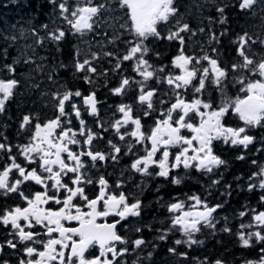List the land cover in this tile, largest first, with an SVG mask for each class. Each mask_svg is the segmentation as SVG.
<instances>
[{"label":"snow or ice","instance_id":"obj_1","mask_svg":"<svg viewBox=\"0 0 264 264\" xmlns=\"http://www.w3.org/2000/svg\"><path fill=\"white\" fill-rule=\"evenodd\" d=\"M48 2L53 7V16L61 23L50 31L48 24L42 25L47 33L46 36H40L36 29H32V35L36 37L37 45L43 46L45 40H48L57 45L58 51L60 42L69 32L83 36L95 31L100 15L108 7L107 4H97L95 0H48ZM260 2L262 0H237L239 10L242 12L252 10ZM117 3L121 9L126 10L128 20L126 30L132 36V39L125 42L127 52L123 55L92 52L90 58L81 60L80 50L76 49L71 65L74 74L86 73L83 79L85 83L91 85L94 75H107V71L98 73L97 68L93 66V62L99 60L101 55L116 59L113 71H119L125 61H134L133 72L140 79L123 76L119 86L110 89V92L112 95H123L132 84H136L139 90L137 103L144 109V117H150L157 111L154 98L159 96V90L151 87L150 81L155 80L158 84L166 83L171 95L169 100L158 101L160 105L168 106L160 108L158 118L149 133L143 131L141 118L134 116L130 104L117 106L116 111L120 114V118L112 121L108 128H105L104 122L99 119L96 127L100 133L111 129L120 141L131 138L135 144H144L145 141L150 143V146L145 148L146 154L132 161L130 169L134 172L149 176L152 175L149 172L150 167L155 166L159 169L155 175L165 179L173 169L180 167L185 170L195 169L202 174H217L222 166H227L228 161L215 153L214 141H220L227 146H243L247 149L255 140L248 131L251 128L264 127V55L257 58V54L252 51L254 45L264 47V39L248 31L237 35L232 43L236 45V55L239 59L230 67H222L219 58H214L206 51L199 56L186 54L183 34H196L188 23L176 19L166 35H162L158 30L161 24H168L171 19L180 15L175 0H117ZM216 11L219 14L218 22L225 24L227 22V17L224 15L225 6H218ZM213 22L215 21L209 18V23ZM63 25L68 26L67 32ZM199 31L204 32L205 29L200 28ZM225 35H227L226 30L220 32L219 36L215 32H210L208 43H219L220 37ZM149 38L179 43L178 54L171 61V67L178 69V73L167 71L168 65L155 67L149 62L146 57L151 49L145 43ZM4 39L14 43L17 37L6 36ZM116 39L119 37L108 40V43H115ZM101 48H103L102 44ZM216 52L217 49L213 48L212 53ZM155 55L158 57L160 54L157 52ZM18 62L4 65V70L14 74V64ZM24 62L33 63L31 57ZM37 67L43 70V65ZM67 67L68 65L61 62L53 66V73L56 68ZM53 73L49 74L48 79L57 84L58 82L53 79ZM230 73L235 74L232 83L238 84L240 92L243 93L242 96L238 95L234 99L225 93V85ZM254 76H258L259 79H252ZM197 81L198 84L195 83ZM208 83L222 94L223 99L219 107L214 108L210 99L202 98ZM18 85L19 81L16 79H0V114L5 112L6 104L13 97L14 89ZM189 88L192 89L194 97L191 100L185 99L183 95ZM45 95H50L54 108L53 118L41 123L37 116L25 114L20 122L21 130L32 126L35 122L34 131L28 142L12 145L7 143V137H3L4 142H0V165H2L0 196L8 197L15 194L24 202V206L16 205L0 211V225L5 228L10 226L11 231L8 235L12 237L0 243V254L5 248L17 250L20 244L25 245L24 252L28 259H20L19 264H119L118 258L128 254L129 249L127 247L117 249L116 245L118 243L126 245L129 241L118 234L117 225L129 216L139 217L143 204L139 199L129 203L128 197L123 192L119 195L109 192L108 181L103 176L93 180L88 175L89 166L85 163V157L91 162V167L95 168L97 162L108 159L117 161L121 153V147L112 140H108L110 148L108 153L93 150L94 141L103 137L88 127L83 119L82 110L89 116L98 118V105L101 101L97 99L95 90L84 95L81 90H73L64 84H59L55 91ZM77 100L80 102L77 103ZM229 110L243 121L244 126L231 127L223 122ZM194 116L199 117V123L192 122ZM73 119L78 121L79 129H73ZM129 125H134L130 132L127 131ZM183 129L189 130L192 135H182ZM74 147L78 151H74ZM133 147L134 145H128L129 154L132 153ZM14 148L16 155H13ZM172 148L178 149L174 156L170 152ZM157 153H161L158 160L155 159ZM4 156L7 157L6 160ZM18 158H22L24 163L18 162ZM236 159L244 160L245 156L241 154ZM252 163L255 164L256 161ZM31 165L36 167H30ZM69 174H71L70 184L65 183ZM12 175L16 176L14 180L10 179ZM222 179L221 173L219 178L210 180L209 195L211 189L219 186ZM257 179L258 183L254 182ZM171 182L179 185L182 180L173 177ZM29 183H34L41 190L25 194L22 186ZM94 183L99 185L100 191L94 199H89L85 186ZM121 186L122 182L116 184L117 188ZM257 187L264 189V167L249 177L248 190L253 191ZM230 189L231 185H226L222 195L230 196ZM77 199L84 202L83 206L74 203ZM50 203L60 207L49 208L47 205ZM260 203L264 204V195L260 197ZM101 204L103 210L99 207ZM166 207L170 214V226L160 231L159 240H166L170 232L177 230L186 239H177L174 244L191 247L203 243L194 238L203 227L215 230L218 222L214 213L222 208L223 204L209 205L207 199L192 195L186 200L175 198V202L167 204ZM110 215L119 217V220L113 223L97 222L98 218ZM237 215L240 218L251 215L250 223L239 225L237 235L242 246L251 247L253 240L257 244L264 243V210L245 206ZM68 221H75L78 226L66 227L65 222ZM36 226L43 228L47 240L38 239L41 233L31 230ZM222 230L232 231L227 226ZM135 231L140 232L141 228L137 227ZM37 243L43 250L26 246ZM131 243L135 250L144 246L147 241L137 238ZM93 245L99 246L100 254L88 259L85 253ZM168 251L177 254L175 248H169ZM259 251L260 259L246 261V264H264V248H260ZM109 254L111 259L108 258ZM148 255L151 256V253ZM179 255L186 257L187 253H179ZM34 256L38 258L32 259ZM0 264H10V262L0 256ZM199 264H208L207 258ZM215 264H222V261L216 260Z\"/></svg>","mask_w":264,"mask_h":264},{"label":"trees","instance_id":"obj_2","mask_svg":"<svg viewBox=\"0 0 264 264\" xmlns=\"http://www.w3.org/2000/svg\"><path fill=\"white\" fill-rule=\"evenodd\" d=\"M95 2L108 6L100 15L95 31L83 36L69 32L60 42L58 51L57 45L48 40H45L43 46L37 45L36 37L32 35V29H36L40 36H46L47 33L42 25L48 24L50 31L61 23L53 16V7L48 0H0V79L19 81V85L14 89L13 97L6 104L5 112L0 114V142H4L3 137H7V143L12 145L24 144L27 141L35 122L32 126L21 130L20 122L25 114L37 116L41 123L53 118V104L50 95L45 94L55 91L59 84H64L73 90L79 89L84 95L95 90L97 99L101 101L100 116L103 115L104 120L108 121L106 128L114 121L112 119L120 104H130L135 113L142 114L137 104L131 102L132 96L139 95L136 84H132L123 95H112L110 92V89L119 86L123 76L140 79L133 72L134 61H125L119 71H113L116 59L101 55L99 60L93 62V66L97 68L98 73L107 71V75H94L91 85L85 83L83 79L86 73L74 74V69L71 67L76 49L80 50L81 60L90 58L92 52H112L116 55H123L127 52L125 42L132 39L126 30L128 27L126 10L119 7L117 0H95ZM175 6L179 9L180 15L171 19L168 24H161L158 30L162 35H166L176 19H181L182 23H188L196 33L195 35L183 34L185 52L188 55L199 56L206 51L214 58L218 57L222 67H230L239 59L236 55V45L232 43L237 35L248 31L264 39V0L247 12L239 10L237 0H175ZM218 6H225L224 15L227 17L225 24L218 22L219 14L216 11ZM209 18L215 22L210 24ZM63 27L67 32L68 26L63 25ZM200 28H204L205 31L200 32ZM225 30L227 35L220 37L219 43H208L210 32H215L219 36L220 32ZM6 36H16L17 39L13 43L4 39ZM117 36L119 39H116L115 43H108V40ZM145 43L151 49L146 57L151 64L155 67L168 65L167 71L179 72L178 69L171 67V61L178 54L180 47L177 41L149 38ZM213 48L217 49L215 54L212 53ZM252 51L257 54V58L264 55V47L259 45H254ZM157 52L160 54L158 57L155 55ZM28 57H31L33 63L24 62ZM14 61H19L14 64V74L4 70V65L13 64ZM61 62L68 67L56 68L53 73V66ZM38 65H43V70L39 69ZM50 73H53V79L58 82L57 84L48 79ZM233 75L235 74L230 73L225 85V93L228 97L241 93L240 86L232 83ZM255 78L259 77H252V79ZM149 84L159 90V96L154 98L157 111L144 119L148 127L154 125L160 108H166V105H160L158 101L167 100L171 95L166 83L158 84L153 80ZM215 90L214 88L212 91L215 92ZM203 97L219 106L223 99L222 94L217 95L216 93ZM83 119L90 124L91 117L87 112H83ZM74 121L76 122L75 119ZM237 123L240 126L239 120ZM96 130L99 133V129L96 128ZM248 132L255 137V140L247 149L243 146L226 145L223 151H219V155L228 161V164L226 167L222 166L217 174H202L195 169L185 170L180 167L174 170L167 179L163 178L161 184L153 185L154 188L147 192L141 215L132 218L126 230L122 229V235L129 243L119 244L118 249L127 247L129 252L123 258H118L119 264H199L205 258L208 264H215L216 260L222 261V264H246V261L260 259L259 250L264 248V243L257 244L253 240L251 247H243L237 235L241 223L251 222V215L244 218L237 215L244 210L245 206L264 210V204L260 203L264 189L257 187L253 191L248 190L249 177L264 167V127L251 128ZM114 136L115 133L111 129L104 133L105 139L115 140L114 143H116L118 139ZM258 149L261 150L258 151ZM241 154L245 156V159L237 160L236 157ZM13 155H16L15 150H13ZM3 158L7 159V157ZM253 161L256 163L253 164ZM156 172L157 169H153L151 173L155 175ZM221 173L223 179L220 185L212 188L211 195H209L210 180L219 178ZM173 177L180 178L182 182L174 185L171 182ZM254 182L258 183V179ZM146 184H149L148 180ZM229 184L231 195H222L225 192V186ZM192 195L207 199L209 205L223 204V207L214 213L218 222L215 230L203 227L194 237L203 243L194 244L191 247L174 244L177 239H186L177 230L170 232L166 240H159L160 231L170 226L167 204L175 202V198L186 200ZM226 226L232 231H223L222 229ZM137 227L141 228L140 232L135 231ZM137 238H143L147 243L133 250L131 241ZM169 248H175L177 254L170 253ZM149 253L151 256L148 255ZM179 253H187V256H181Z\"/></svg>","mask_w":264,"mask_h":264},{"label":"flooded vegetation","instance_id":"obj_3","mask_svg":"<svg viewBox=\"0 0 264 264\" xmlns=\"http://www.w3.org/2000/svg\"><path fill=\"white\" fill-rule=\"evenodd\" d=\"M207 66V65H205ZM198 84V81L195 82ZM190 90L187 91L188 92V98L187 100H191L193 99V93L190 92L192 89L189 88ZM214 89V87L208 83L207 84V92L205 91L202 95V98L204 99L203 96H208L210 95H214V93H216L217 95H221L220 91H218L217 89L214 91H212ZM241 95H243V93H240ZM239 95V94H237ZM236 95V96H237ZM137 97L136 95L132 96L131 98V102L135 103L138 105L137 103ZM234 97V96H232ZM230 97V98H232ZM233 99V98H232ZM207 100V99H205ZM79 101V100H77ZM214 108L219 107V105H215L214 103H212ZM134 116H139L141 118V123L143 125V131H145V133H149L151 128L154 127V125H150L148 128V123L146 125V123L144 122L145 117L143 116V112L141 113H135L133 112ZM117 117L120 118V114H117ZM117 118V119H118ZM237 120H239L238 116L235 115L233 113L232 110H229V112L225 115L223 122L227 125V126H231V127H241L238 126L239 123H237ZM193 123H199V117H193L192 120ZM97 123V122H96ZM244 126V125H242ZM134 128V125H129L127 127V131H132ZM258 128V127H256ZM181 134L184 136H191L192 133L187 130V129H183L181 131ZM248 134L250 135V133L248 132ZM116 139H118V137L114 136ZM99 142V150L97 151H101L104 153H108L110 151L109 146L106 147L102 144L101 140H95L94 142ZM107 141V140H104ZM113 142H115V140H113ZM108 143V141H107ZM116 144L118 146L121 147V153L119 154V158L117 161H112L111 159H108L104 162H97L96 167L92 168L91 167V162L88 160V158H84L85 163L88 164V175L93 179V180H98L100 176H103L109 184V188L108 191L115 193L116 195H119L121 192H123L127 197H128V202L129 203H133L135 202L136 199H139L140 201H142V204L144 206V202L146 200L147 197V192L150 191L153 187L154 184H161V180L163 179L162 177H158L156 175H149V176H145L142 175L140 173L134 172L130 169V165L132 163V161L134 159H136L138 156H144L146 154L145 152V148L146 146H150V143L148 141H145L144 144H135L134 141L131 138H126L125 141H120L118 139V141L116 142ZM134 145L133 147V151L131 154L128 153V145ZM226 145L223 144L220 141H214L213 147H214V151L216 154L219 155V151H223V147H225ZM74 151H77V149L74 147L73 148ZM178 151V149L176 148H172L170 149V152L172 153V155L174 156L175 153ZM161 153H157L155 159H160ZM6 157V156H4ZM18 162L20 163H24V161L22 159L18 158ZM0 167H2V165H0ZM30 167H36V165H31ZM154 169H157L159 171L158 168H156L155 166H152ZM150 167V168H152ZM178 169V168H177ZM177 169H173L170 174H173L174 170ZM16 178L15 175H12L10 177V179L14 180ZM70 178H71V174H69V177L65 179V183H69L70 184ZM146 180H148L149 184H146ZM118 182H122V186L117 188L116 184ZM22 190L25 192V194H29L35 191H40L41 188L37 185H35L34 183H29L26 184L25 186H22ZM85 191L86 194L88 195L89 199H94L100 191L99 185L98 184H91V185H87L85 186ZM16 205H20V206H24V202L20 199V197L18 195L12 194L8 197H4V196H0V211H2L5 208H11L14 207ZM47 207L52 208V209H56L58 207H60L59 205L56 204H52L50 203L49 205H47ZM101 210H103L102 208V204L99 206ZM87 210V209H85ZM143 211V208L141 210V212ZM130 218L131 216H129L126 220L121 221L120 224H122V226L124 227H129L130 225ZM116 220H119V217L115 216V215H110L108 217H100L97 222L98 223H112L115 222ZM23 223V222H22ZM119 225V224H118ZM65 226L66 227H76L77 222L75 221H68L65 222ZM28 229H26L27 231ZM34 232H38L41 233V235L38 237L39 240H47L48 237L45 236L44 230L41 226H36L35 228L31 229ZM11 231V227H7L5 228L3 225H0V243H2L6 238H12L8 235V233ZM26 246H33L36 247L38 250H43L41 245L39 243L37 244H27ZM24 247L25 245H20L18 244V249L17 250H12L10 248H5L4 252L2 254H0V256H2V259H7L9 260L10 264H19V260L20 259H28V257H26L25 252H24ZM100 254V249L98 245H93L89 247V251L86 253V257L88 259H92L96 256H98ZM38 257H32V259H37ZM109 259H111V255L109 254L108 256Z\"/></svg>","mask_w":264,"mask_h":264},{"label":"rangeland","instance_id":"obj_4","mask_svg":"<svg viewBox=\"0 0 264 264\" xmlns=\"http://www.w3.org/2000/svg\"><path fill=\"white\" fill-rule=\"evenodd\" d=\"M190 89H188V91H189ZM190 92H192V90L190 91ZM193 93V92H192ZM238 96V95H237ZM237 96H234L233 97V99L235 98V97H237ZM239 96H242L241 94H239ZM186 99V98H185ZM214 107V106H213ZM202 111H203V109H202Z\"/></svg>","mask_w":264,"mask_h":264},{"label":"bare ground","instance_id":"obj_5","mask_svg":"<svg viewBox=\"0 0 264 264\" xmlns=\"http://www.w3.org/2000/svg\"><path fill=\"white\" fill-rule=\"evenodd\" d=\"M102 81V80H101ZM81 86V85H80ZM207 92V91H206Z\"/></svg>","mask_w":264,"mask_h":264}]
</instances>
